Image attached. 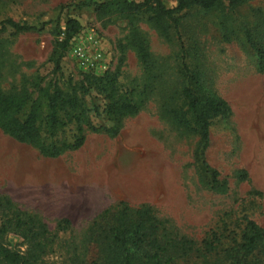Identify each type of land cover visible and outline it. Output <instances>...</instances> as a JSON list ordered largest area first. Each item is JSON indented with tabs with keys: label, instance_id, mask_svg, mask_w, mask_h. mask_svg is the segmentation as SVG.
I'll return each mask as SVG.
<instances>
[{
	"label": "rangeland",
	"instance_id": "374dc122",
	"mask_svg": "<svg viewBox=\"0 0 264 264\" xmlns=\"http://www.w3.org/2000/svg\"><path fill=\"white\" fill-rule=\"evenodd\" d=\"M110 1L0 0V22L44 27L16 33L0 26V90L30 96L23 114L36 109L46 143H74L79 126L86 138L80 149L54 158L0 130V196L26 214L0 202V230L35 217L51 232L45 264H101L91 228L95 222L112 223L124 206L149 207L167 232L197 242L216 231L228 245L242 236L248 219L264 228V67L259 65L264 0L187 9L178 16L180 35L172 20L163 19V30L152 13L122 15ZM162 1L169 8L177 4ZM68 18L78 20L82 30L62 51ZM77 44L90 56L102 51L107 69L82 68L73 55ZM61 53L62 69L55 73ZM183 64L200 73L207 92L231 107L230 116L211 120L206 149L197 133L176 127L162 113L165 104L184 105L182 89L189 82ZM87 75H105L106 81ZM57 86L64 99L75 98L79 106L58 109L60 125L51 135L47 95ZM112 102L139 111L122 118L117 135L103 130L115 126ZM204 162L219 172L224 191L213 188ZM239 170L248 171V181L237 180ZM3 249L24 255L27 243L8 229L0 233V264H13ZM258 251L264 264V246ZM177 264L212 263L192 258Z\"/></svg>",
	"mask_w": 264,
	"mask_h": 264
},
{
	"label": "trees",
	"instance_id": "16d2710c",
	"mask_svg": "<svg viewBox=\"0 0 264 264\" xmlns=\"http://www.w3.org/2000/svg\"><path fill=\"white\" fill-rule=\"evenodd\" d=\"M248 0H177L176 6L169 8L162 0H143L136 2L133 0H111L107 4L119 5L121 14L134 16L142 13H152V21L159 28L164 30L163 19L172 20L174 28L179 34V14L187 9L196 7L203 10H213L223 3H228L231 8H237ZM104 5H101V7ZM59 21V20H58ZM57 21V22H58ZM1 31L8 28L16 33H30L42 31L44 27L37 28L33 25L20 24L12 19L0 22ZM82 26L80 22L73 18H68L65 25V39L61 44L63 49L70 46L71 40L80 33ZM180 35V34H179ZM181 39L180 36H178ZM262 56L261 54H259ZM56 60L55 73L61 71L60 58ZM142 58L145 64L149 62L147 51L142 49ZM259 65L264 67L263 59H259ZM183 72L189 84L182 89L184 105L181 107H172L165 104L163 116L172 122L178 128H184L197 133L200 136V142L204 149L210 142L211 120L217 117H228L231 114V107L222 98L207 92L201 83V75L196 70H191L186 64H183ZM94 78L96 81H106L105 75ZM48 93V92H47ZM30 96L26 93H3L0 90V130L12 137L14 140L28 144L37 148L41 154L48 157H58L66 150H78L85 143L82 126H79L80 136L71 144H64L59 147L54 141L46 143L37 124V111L35 108L27 114H23L28 105ZM48 105L50 106V115L48 119L49 132L54 135L60 125L58 118V109L66 104L78 107V100L72 98L67 101L58 86L55 93L47 95ZM110 112L116 116L113 118L115 126L103 129L111 135H117L121 130L122 118L137 114L138 108L127 103H111ZM100 132L98 128L94 129ZM203 166L207 168L211 175L208 177L213 180V188L219 186L224 191V185H220L218 171L212 170L204 162ZM239 182H245L249 179L247 170H239L236 173ZM212 182V181H211ZM219 189V190H220ZM0 202H5L8 206L17 210L19 215H26L21 209L15 208L13 203L5 197L0 196ZM124 206V204L122 205ZM69 224L67 219L63 220ZM31 224L34 227H31ZM12 229L19 232L27 243V251L24 255L16 254L8 249L2 252L13 264H45L44 254L48 236L51 232L43 221L35 217H26L15 225V227H3L0 233ZM156 216L153 215L151 208L130 209L123 207V211L112 223L99 225L95 222L91 228L93 231L94 242L98 246V257L101 264H177L180 260L186 259H204L206 263L212 264H262L261 252L259 248L264 246V228L253 220H246V225L242 236L238 239L233 238L230 244L223 243L227 237L224 233L212 231L211 236L197 242L186 236L167 232ZM226 248V249H224Z\"/></svg>",
	"mask_w": 264,
	"mask_h": 264
},
{
	"label": "built area",
	"instance_id": "2783aa9c",
	"mask_svg": "<svg viewBox=\"0 0 264 264\" xmlns=\"http://www.w3.org/2000/svg\"><path fill=\"white\" fill-rule=\"evenodd\" d=\"M90 56L87 48L81 44L73 47V55L78 64L89 73H98L107 69L102 51H96Z\"/></svg>",
	"mask_w": 264,
	"mask_h": 264
}]
</instances>
